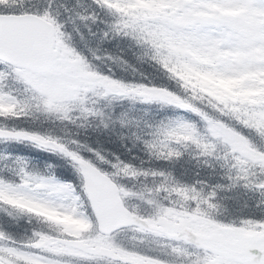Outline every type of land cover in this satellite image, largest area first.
Instances as JSON below:
<instances>
[{"label": "rangeland", "instance_id": "rangeland-1", "mask_svg": "<svg viewBox=\"0 0 264 264\" xmlns=\"http://www.w3.org/2000/svg\"><path fill=\"white\" fill-rule=\"evenodd\" d=\"M118 1L129 3L125 7L129 10L126 13L127 9L120 7L121 15L115 28L145 25L146 28L150 26L151 34L161 35L163 43L168 46L159 44L156 49L158 57L174 67L183 66L180 65L182 70L177 71L179 78L197 86L195 95L222 102L226 108L224 120L208 116L201 104L189 107L171 91L139 86L134 82L127 84L117 75L101 73L67 43L65 31L62 32L63 39H57L59 55L51 74L0 65V112L13 113L27 108L36 115H65L69 110L84 106L88 111L98 113V104L92 103L96 99L111 102L125 99L126 114L130 116L129 112H133L130 118L138 127L139 116L134 105L143 101L160 107L161 113L165 114L156 117L155 127H150L159 141L167 138L181 150L201 156L220 155L219 160L226 162L241 177L240 180H260L258 183L264 188V152L260 143V140L264 142V0H152V4L144 0ZM196 21L200 23L196 24ZM153 22L157 26L154 29L150 24ZM250 50L261 58L260 64L247 56ZM55 82L62 85L57 91L51 89ZM31 90L37 92L36 103L28 95ZM18 97L27 100L23 103ZM253 124L257 126L256 130L251 126ZM42 145L34 142L31 147L35 151L53 154L61 160L63 170L66 168L76 176V166L66 154L69 161L57 148ZM2 146L10 147L8 144ZM21 147L19 152L23 150ZM8 155V162H19L15 156ZM128 167L125 164L124 168ZM25 173L20 170L16 179L0 178V215L13 216L15 220L10 224L16 230L19 224L22 225L20 219L29 223V229L23 232L26 241L39 243L48 236H52L53 241L36 250L1 240L0 256L7 264H89L85 261L88 258H91V264H118L115 260L91 256L58 244L56 237L108 246L121 256L140 263L264 264V222L230 226L209 218L208 209L211 207L206 202L202 203V212L198 208L194 211L193 204L186 201V195L182 200L166 203L156 200L155 196L122 189V194L135 203L131 208L133 213L144 223L108 237L98 231L92 232L90 217L84 209H79L81 199L78 196L41 188ZM55 177L76 184L72 176L68 179ZM139 206L153 214L141 213L144 210ZM3 222L0 218V231L10 238L11 232L15 231L11 229L6 233L10 231L7 228L9 223L6 222V226ZM183 229L188 234H181ZM172 233L174 236L170 235ZM192 240L211 247L205 253L199 252ZM243 251L254 260L242 254ZM155 252L158 257L154 256ZM167 255L175 259L168 260Z\"/></svg>", "mask_w": 264, "mask_h": 264}, {"label": "trees", "instance_id": "trees-1", "mask_svg": "<svg viewBox=\"0 0 264 264\" xmlns=\"http://www.w3.org/2000/svg\"><path fill=\"white\" fill-rule=\"evenodd\" d=\"M144 1L152 4V0ZM128 5L118 0H0V13L39 14L55 25L57 39H63L62 32L65 31L67 43L89 59L101 73L113 77L117 75L127 84L134 82L139 86L171 91L189 107L201 104L208 116L224 120L226 108L222 102L205 95H195L197 86L184 83L179 78L177 71L182 70V65L174 67L158 57L156 49H159V44L168 46L163 43L161 35L151 34L150 26L146 28L145 25L115 28L121 8ZM150 24L152 29L157 27L154 22ZM179 46L183 48V45ZM36 93L28 91L34 103L38 99ZM18 98L25 102L26 98ZM118 102L96 99L92 103L98 104V113L91 109L88 111L84 106L81 108L85 109L69 110L65 115H36L27 108L13 113L0 112V127L24 129L37 133L38 137L45 135V138L54 139L66 150L87 157L113 177L121 190L155 196L166 203L182 200L186 195V201L194 205V211L198 208L202 212V203L206 202L211 207L208 217L230 226L264 222V188L260 187V180H240L241 177L226 162L219 160L220 155L201 156L181 150L167 138L162 137L163 140L159 141L150 127H155L156 117L165 115L160 107L144 104L143 101L134 105L139 116L137 127L131 119L133 112H129L131 118L126 114L128 107L125 99ZM251 126L256 130L255 124ZM155 131L157 133L159 129ZM260 143L264 152V142L260 140ZM5 144L10 147H3ZM32 144L31 141L0 139V178L16 179L23 168L30 174L39 171L38 175L44 176L54 175L64 179L72 176L77 185L80 183L77 175L74 176L66 168L63 170L61 160L53 154L35 151ZM24 145L27 147L22 148ZM19 147L23 149L20 152ZM8 153L19 162H8ZM65 154L64 151L66 157ZM66 160L69 161L67 157ZM125 164L129 166L127 169ZM126 200L131 207L135 206L128 197ZM139 200L142 202L143 199ZM79 209L90 214L89 205L82 199ZM0 218L4 221L3 225L9 223L8 232L14 230L15 227L10 224L15 220L13 216L6 213ZM20 222L23 226L19 224L17 233L11 232V240L8 241L22 247L24 233L21 229L24 225L28 227L29 223L22 219Z\"/></svg>", "mask_w": 264, "mask_h": 264}, {"label": "water", "instance_id": "water-1", "mask_svg": "<svg viewBox=\"0 0 264 264\" xmlns=\"http://www.w3.org/2000/svg\"><path fill=\"white\" fill-rule=\"evenodd\" d=\"M252 51L248 53L255 61ZM0 55L4 61L18 68L48 75L53 72L58 57L54 25L44 17L33 13L0 14ZM62 87L58 82L51 85L53 91ZM16 133H23L21 139H32L27 133L0 128V139H8ZM80 174L85 177L90 205L95 215L98 230L110 233L118 228L131 226L139 219L124 205L117 183L91 162L73 157ZM65 244L80 248L90 254H99L121 259L122 257L107 247H94L77 240L61 239ZM0 264H5L0 259Z\"/></svg>", "mask_w": 264, "mask_h": 264}, {"label": "snow or ice", "instance_id": "snow-or-ice-1", "mask_svg": "<svg viewBox=\"0 0 264 264\" xmlns=\"http://www.w3.org/2000/svg\"><path fill=\"white\" fill-rule=\"evenodd\" d=\"M195 23L199 24L200 22L196 21ZM5 59H6L5 56L0 55V62H3ZM23 135H24L23 133H16L14 136H11L10 138L19 140L22 138ZM42 146H44V147L49 146L48 141H44ZM50 146L53 148L59 147L55 143H52ZM67 155L71 156V153H68ZM86 159H87V157H86ZM80 171L81 170L74 169V172L79 177L80 183L78 185L73 184V183H69V182L61 181L60 179H57L55 176L44 177V176L28 174V173H25V176L28 179L36 182L37 185L41 188L51 189L52 191L58 192V193H71V194H73L74 197L78 196L79 199L84 200L85 204L93 205L94 201L89 199L90 194H89V191L87 189L85 177L80 174ZM21 172H24L23 168H21ZM95 215L99 216V210H97Z\"/></svg>", "mask_w": 264, "mask_h": 264}, {"label": "flooded vegetation", "instance_id": "flooded-vegetation-1", "mask_svg": "<svg viewBox=\"0 0 264 264\" xmlns=\"http://www.w3.org/2000/svg\"><path fill=\"white\" fill-rule=\"evenodd\" d=\"M125 196H123V200L125 201ZM156 200H157V198H156ZM158 201H161L160 199H158ZM141 213H143V214H145V215H150V214H153V212L152 211H148V210H144L143 212H141ZM147 213V214H146ZM140 217V216H139ZM141 218V217H140ZM138 223H144V221H143V219L141 218V220H140V222H138ZM119 231V230H118ZM118 231H114V232H112V233H110V234H107V235H105V236H108V237H111V236H113L114 234H116ZM181 234H188L187 233V231L185 230V229H183V230H181ZM174 234L175 233H172V234H170V235H172V236H174ZM176 237V236H175ZM70 238V237H69ZM46 239H49V241L47 242V243H51L52 241H53V239H52V236H48ZM56 239V238H55ZM72 239V238H71ZM45 240V239H44ZM193 242H194V244L198 247V248H201V249H203L204 247H206L205 245H203L202 243H201V241H199V240H192ZM56 242L58 243V244H61L60 242H58L57 241V239H56ZM190 242H191V240H190ZM40 243V242H39ZM192 243V242H191ZM36 244H38V243H35V241H29L28 243H27V245H28V247H36ZM154 256H159L156 252H155V255ZM173 258H174V256H169V255H167V259L168 260H173ZM175 259V258H174ZM250 259L251 260H254V258H252V257H250ZM111 260V259H110ZM116 263L117 262H120V263H124V264H148V263H140V262H137L136 260H134V259H128V258H125L124 260H118V261H115ZM87 263H89V264H91L92 263V260L91 259H88L87 260Z\"/></svg>", "mask_w": 264, "mask_h": 264}]
</instances>
